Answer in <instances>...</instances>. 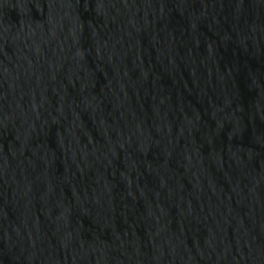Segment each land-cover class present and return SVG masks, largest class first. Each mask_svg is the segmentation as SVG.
Instances as JSON below:
<instances>
[{"label":"water","instance_id":"water-1","mask_svg":"<svg viewBox=\"0 0 264 264\" xmlns=\"http://www.w3.org/2000/svg\"><path fill=\"white\" fill-rule=\"evenodd\" d=\"M0 264H264V0H0Z\"/></svg>","mask_w":264,"mask_h":264}]
</instances>
